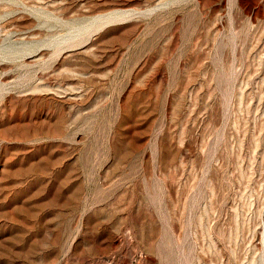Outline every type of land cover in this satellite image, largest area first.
I'll return each instance as SVG.
<instances>
[{
    "label": "rangeland",
    "instance_id": "1",
    "mask_svg": "<svg viewBox=\"0 0 264 264\" xmlns=\"http://www.w3.org/2000/svg\"><path fill=\"white\" fill-rule=\"evenodd\" d=\"M0 264H264V0H0Z\"/></svg>",
    "mask_w": 264,
    "mask_h": 264
}]
</instances>
